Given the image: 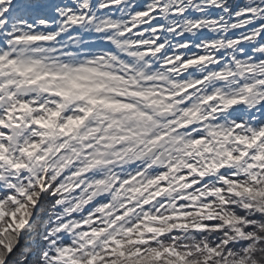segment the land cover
<instances>
[{"label":"clouds","instance_id":"1","mask_svg":"<svg viewBox=\"0 0 264 264\" xmlns=\"http://www.w3.org/2000/svg\"><path fill=\"white\" fill-rule=\"evenodd\" d=\"M73 4L75 7L69 10L59 9L63 15L55 19L41 17L34 25L24 21L29 28L21 29L22 36L28 37L32 34L30 30L44 25L52 30L45 32L40 28L37 34L51 39L47 42L28 39L12 42L10 48L5 49L6 54L22 65H33L34 70L26 77L12 74L0 80V84L5 85L4 94L14 92L18 100L27 99L44 105L45 109L63 104L61 122L68 117L83 116L81 109L93 107L85 123L68 136L45 137L39 134L43 130L27 127L23 133L17 130L11 133L15 138L13 146L25 141L39 144L37 152L28 161L32 164L31 170L18 181L21 187L33 193L39 191L38 184L32 187L36 182L30 179L36 175L47 176L49 184L59 182L54 193L46 194L43 200L36 198L39 208L20 196L21 202L27 205L22 210L27 215L21 217L17 213V219L22 220L33 234L28 238L30 241L34 242L39 235L42 241L51 244L46 233L52 231L56 241L60 242L56 247L63 246L64 242L63 236L56 234L58 219L70 215L68 210H75L77 205L82 211L84 201L90 203L100 196H107L108 203L119 208L125 198L131 196L142 203L143 193L135 192L139 182L124 184L137 172L143 173L141 180L158 177L161 172L157 168L168 172L169 190L151 205L156 208L162 200L173 202L183 195L180 190L183 182L179 177L197 175L191 169L185 172L189 164H195L211 177L204 185L206 190L215 188L223 176L208 166L213 161L221 164L227 160L228 151L234 156L244 151L249 157L264 152V0H150L149 9L155 15L149 20L161 18L160 31L142 27L147 21L129 14L127 0H98L96 4L93 0H73ZM109 4L116 7L109 8ZM234 4H239L235 10ZM69 11L75 18L73 23L64 19ZM77 22L79 31H71ZM185 35L192 38L187 44L180 39ZM159 38H163V43L156 45ZM97 42L148 47L114 48V55L103 59L101 57L107 55L108 49L84 47L87 43ZM188 47L194 50L189 52ZM128 51L138 55L122 56ZM202 56L204 59L200 58ZM184 57L196 59L197 63L187 64ZM166 62L171 67H164ZM37 76L42 78L36 84H28ZM72 79L92 86L90 95L130 102L133 107L113 111L102 104L92 106L87 98L65 99L54 94L59 88H71ZM9 80H15L17 84L23 81V86H8ZM133 91L144 95H133ZM9 103L5 101V106ZM165 129L169 132L167 139L150 145L151 140ZM200 137H203L201 144H194ZM38 157L45 159L40 161ZM23 158L28 160L27 156ZM12 174L20 176V173ZM197 179L205 177L197 175ZM240 182L251 184L247 176ZM252 186L260 190L259 196L243 190L238 196H227L234 205L227 211L236 216L232 227L240 231L230 235V228L219 237H227L235 246L218 245L222 255L212 256L211 264H264V185ZM52 194L57 195V202L48 205V196ZM5 201L9 212L18 207L7 197ZM214 207L222 205L217 201ZM143 211L141 207L140 212ZM258 211L261 212L259 218L249 219ZM139 215L136 213L130 219L135 220ZM202 222L203 217L193 215L189 223ZM5 225H15V221L6 217L0 226ZM69 232V238L76 241V234ZM241 233L249 237L248 243L240 242ZM173 235L175 239L169 237L162 243L179 247L202 243L209 237V242L215 243L218 238L211 232L198 237L189 230ZM0 238L10 239L15 246L20 242L21 229L16 227L8 236ZM45 251L51 253L53 249L46 244ZM8 255L7 249L0 246V258L7 260ZM206 255L199 251L193 259L204 264ZM25 258L21 257L20 264ZM32 264H52L51 256L47 260H34Z\"/></svg>","mask_w":264,"mask_h":264},{"label":"snow or ice","instance_id":"2","mask_svg":"<svg viewBox=\"0 0 264 264\" xmlns=\"http://www.w3.org/2000/svg\"><path fill=\"white\" fill-rule=\"evenodd\" d=\"M98 0H93L96 4ZM150 0H127L128 11L130 15L143 17L147 23L142 27L149 28L152 31H160L163 20L159 17L149 20V17L155 15L149 9ZM75 7L73 0H0V80L5 75L15 74L18 77H26L34 70L33 65H22L14 57H9L5 49L10 48L12 42H20L28 39L36 42H47L50 36L37 34L40 28L44 31H51L41 25L39 28L30 30L32 34L28 37L22 36L21 29L29 28L24 21L35 24L41 17L51 20L58 15H63L59 9L69 10ZM109 8L116 5L109 4ZM218 7V5H217ZM239 7V4L233 5V10ZM107 10V9H106ZM64 19L69 23H73L75 18L71 12ZM71 31H79L78 22ZM135 31V29H133ZM86 36L91 33H85ZM201 35H205L202 33ZM139 39V36L137 37ZM186 44L192 39L189 36L180 37ZM163 38L156 40V45L162 44ZM156 45H153L155 47ZM85 48L108 49V53L101 58L107 59L108 56L114 55L112 49L128 47L147 48V45L141 44H115L113 42H97L87 43ZM184 49H181L183 51ZM189 52L193 51L192 47H188ZM171 52V49H169ZM138 53L128 51L122 53V56L135 57ZM151 55V52L148 53ZM204 59V57H200ZM187 64L194 65L196 59L188 60L183 58ZM131 68V65H127ZM160 65H157L159 67ZM164 67H171L170 63H165ZM47 75V73H45ZM42 77L37 76L36 79L28 81V84H36ZM71 88H59L54 94L69 98H87L88 103L92 106L102 104L106 108L113 111H120L133 107L130 102L113 101L108 98H98L96 95H90L93 87L82 84L77 79L70 81ZM8 86H23V81L17 84L15 80L6 82ZM4 84H0V225L6 217H10L15 221V225L0 226V237L8 236V234L19 227L21 229V238L19 244L13 246L10 239L0 238V246L7 249L9 255L7 260L0 258V264H20L21 257H25L23 264H32L34 260H47L51 256L52 264H200L198 260L193 259L194 255L199 251H204L208 255L204 257V264H211L212 256L222 255L218 250V245H226L228 248L234 247V242L229 241L227 237L220 239L225 232L231 228L232 232H239L238 228L232 227L236 216L229 213L227 209L234 207L227 199L228 195L238 196L241 190L245 193L259 196L260 190L253 188L252 185H264V152L255 157H249L247 152L242 151L239 155L234 156L232 151L227 152L228 159L221 164L213 161L208 167L211 170H218L223 173L221 180L217 182L215 188L208 187L206 190L204 185L207 179L204 171H201L195 164H189L185 169H191L198 176L205 177L203 180L197 179V175H181L179 180L183 182V188L180 189L183 195L176 201L165 202L162 200L156 208L151 205L158 199H162V193L167 192V181L169 179L168 172L162 168H157L161 174L158 177L148 180H141L142 172H137L133 176L128 177L124 184L139 182L135 189L137 193H143L141 200H136L131 196L125 198V202L119 208H113L108 203L107 196H100L93 202L84 201L83 210H79L77 205L75 210L69 209L70 215H66L57 221L56 234L63 236V246L56 247L59 241H56L52 231L46 234L50 237L49 241H42L39 235H36L34 242L28 238L32 237V232L27 230L26 224L22 220L17 219V213L21 217L27 215L23 209L27 205L21 202L20 196L25 197L29 202L39 208L40 204L37 197L43 200L48 193H54L57 188L56 183L49 184L48 177L36 175L30 177L36 183L32 187L39 186V191L33 193L30 189L21 187L18 181L22 176L28 175L32 168V164L28 161L37 152L39 144L32 141L23 143L17 142L13 146L12 141L15 139L11 134L13 130L23 133L27 128H38L43 130L39 134L42 136L62 135L68 136L85 123L89 114L93 112V107L81 109L83 116L68 117L66 121L61 122L63 104L56 108L45 109L42 104H36L29 100H18L14 92L7 95L3 92ZM75 90V91H74ZM133 95L143 96L142 92H134ZM5 101L10 103L5 106ZM41 112L40 115H35ZM30 117V119H29ZM169 132L165 129L159 136L154 137L150 145L159 144L167 139ZM199 137L200 134L197 133ZM203 137L196 139L193 143L201 144ZM239 139V138H238ZM143 146V145H142ZM147 151V149H146ZM27 156L28 160L23 157ZM45 157H38L43 161ZM254 161H261L255 163ZM247 162V163H246ZM12 173H20V176ZM231 173V175H229ZM87 174L86 172L84 173ZM250 177L251 184H241L243 177ZM28 183V181H23ZM100 183H104L101 181ZM117 181V185H119ZM11 199L18 207L9 212L6 208L5 198ZM203 201V202H202ZM222 207L215 208L216 202ZM57 202V195L48 196L47 204L51 205ZM141 207L145 210L140 212ZM151 209V211H148ZM205 210H208L205 212ZM136 213H140L135 220L130 217ZM44 215H47L45 212ZM193 215L203 217L201 224H191L190 220ZM243 215L242 213L240 214ZM261 216V212H257L256 216L249 219H257ZM28 223H31L29 220ZM249 227H253L250 225ZM69 230L76 234V241L69 238ZM189 230L195 232L197 236L212 233L213 237H218L215 243H210L211 237L202 243L184 244L177 247L175 244H163L162 242L171 237L175 239L174 233ZM247 232V230H245ZM241 243H248L249 237L241 233ZM48 244L53 249L51 253L45 251V245ZM193 249L196 251L194 252Z\"/></svg>","mask_w":264,"mask_h":264}]
</instances>
